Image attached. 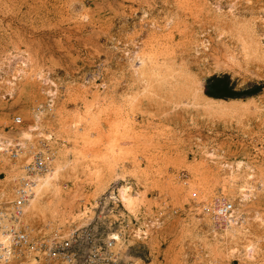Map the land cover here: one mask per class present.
Listing matches in <instances>:
<instances>
[{
  "label": "rangeland",
  "instance_id": "1",
  "mask_svg": "<svg viewBox=\"0 0 264 264\" xmlns=\"http://www.w3.org/2000/svg\"><path fill=\"white\" fill-rule=\"evenodd\" d=\"M214 76L257 92L215 111ZM15 116L61 168L37 227L79 221L119 184L132 214L163 216L132 239L135 264H264V0H0V127ZM219 196L237 209L225 232L193 207Z\"/></svg>",
  "mask_w": 264,
  "mask_h": 264
},
{
  "label": "built area",
  "instance_id": "2",
  "mask_svg": "<svg viewBox=\"0 0 264 264\" xmlns=\"http://www.w3.org/2000/svg\"><path fill=\"white\" fill-rule=\"evenodd\" d=\"M24 125L25 120L15 116L10 125L0 127V163H9L11 174L0 180V264H135L148 259L135 256L131 241L145 246L163 216L143 210L132 214L118 197L119 184L93 201L81 200L79 221L54 228L28 220L27 208L53 172L57 156L50 136L21 140ZM179 180L189 185V173L180 172ZM193 207L201 209L214 232L228 231L239 222L236 204L227 197L193 202Z\"/></svg>",
  "mask_w": 264,
  "mask_h": 264
},
{
  "label": "bare ground",
  "instance_id": "3",
  "mask_svg": "<svg viewBox=\"0 0 264 264\" xmlns=\"http://www.w3.org/2000/svg\"><path fill=\"white\" fill-rule=\"evenodd\" d=\"M149 67H150V69L149 68H146V69L151 70V73H153L155 71V70H153L154 66L149 65ZM141 70H143V69H141ZM191 91H192V93L188 97L187 101L184 102L187 105H191V104H193V102L195 103V101H197V99H198L197 95H196V90L192 89ZM240 102L241 101L237 98H231V99H227V100L216 98V100H214V101H209L207 103V105L215 111H224L227 109H237L238 108L237 105ZM205 105H206V103H205ZM26 137L29 139L32 138V136L29 133L27 134ZM60 169L61 168H58L56 171L54 169L53 172L50 175H48L47 177H45L44 180L40 183V185L37 189L36 197L31 201L30 205L27 208V212H28L27 218H28V216H32V217L36 216L37 217L40 214L43 215L48 210V207L46 205H43V202H45V198H47L46 194L49 193V191H50V186L52 185V179H53L52 177H54L56 175V173L60 171ZM54 171H55V175L53 176ZM129 188L127 186H123L122 188H120V191H119L120 195L119 196L121 198L120 200L125 204L127 209L133 210L134 205H135L136 194H130L131 188H130V190H129ZM45 189H46V192L44 193L43 190H45ZM27 264H33V263L29 262Z\"/></svg>",
  "mask_w": 264,
  "mask_h": 264
},
{
  "label": "trees",
  "instance_id": "4",
  "mask_svg": "<svg viewBox=\"0 0 264 264\" xmlns=\"http://www.w3.org/2000/svg\"><path fill=\"white\" fill-rule=\"evenodd\" d=\"M207 95L219 98V99H231L238 98L241 99L244 96H253L256 94V90H248L244 92H237L233 90L230 84L229 76L223 77H212L206 82Z\"/></svg>",
  "mask_w": 264,
  "mask_h": 264
},
{
  "label": "crops",
  "instance_id": "5",
  "mask_svg": "<svg viewBox=\"0 0 264 264\" xmlns=\"http://www.w3.org/2000/svg\"><path fill=\"white\" fill-rule=\"evenodd\" d=\"M218 77H220V76H218ZM234 90V89H233Z\"/></svg>",
  "mask_w": 264,
  "mask_h": 264
}]
</instances>
